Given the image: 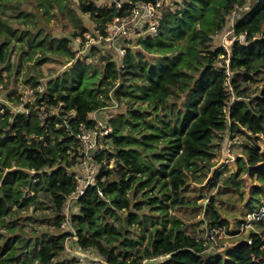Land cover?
I'll return each mask as SVG.
<instances>
[{"label": "trees", "instance_id": "1", "mask_svg": "<svg viewBox=\"0 0 264 264\" xmlns=\"http://www.w3.org/2000/svg\"><path fill=\"white\" fill-rule=\"evenodd\" d=\"M12 1L0 0V94L5 91L8 102L22 104L21 94L19 100L14 97L21 77L36 101L16 113L0 102V264H57L53 261L68 234L60 231L62 209L76 187L69 151L78 146L81 126H94L89 115L113 102L125 111L110 117L111 147L97 157L103 163V196L89 187L72 215L80 244L113 264H142L165 255L163 262L152 264H264V217L254 220L234 247L207 252L212 242L186 232L171 213L196 206L206 197L203 191L222 180L218 195L236 191L242 200L247 196L237 227L264 209V85L251 91L264 80V0L237 21L236 35L245 40L234 43L229 67L214 37L247 0H173L156 36L140 37L135 44L140 48L129 47L121 64L104 53L102 68L79 59L72 39L50 34L42 22L67 18L77 30L72 38L85 40L89 28L81 16L88 15L104 34L106 25L128 14L134 3L157 0H128L120 9L102 7L100 0H78V11L69 0H35V12L22 10V0ZM13 21L25 27H12ZM98 51L90 47L91 54ZM58 58L71 62L70 67L44 77L40 66ZM42 107L49 110L44 122ZM227 132L242 138L245 154L237 157L233 175L223 179L226 170L212 167L216 141ZM45 202L53 213L49 225L58 231L23 239L17 232L24 229L22 212ZM217 202L210 196L202 207L208 229L220 225L230 235L239 234L229 230L230 220Z\"/></svg>", "mask_w": 264, "mask_h": 264}, {"label": "built area", "instance_id": "2", "mask_svg": "<svg viewBox=\"0 0 264 264\" xmlns=\"http://www.w3.org/2000/svg\"><path fill=\"white\" fill-rule=\"evenodd\" d=\"M128 3V0H115L113 4L105 6L116 5V7L120 9ZM172 5L173 2L170 4L166 0H157L155 3H134L128 9V14L117 16L106 25L104 34H100L96 28L98 35L93 38V44L104 43V45H101L104 53L121 64L126 50L132 47L133 43L135 45L140 37L147 35L156 36L158 34L163 12ZM102 7H104V5H102ZM237 11L238 10H235L230 14L224 30L214 37L221 39L220 46L224 48L227 54L220 58L221 60L224 59L227 67H229L230 64V56L234 43L237 41L244 42L245 40L244 35H236L235 32V25L242 16L238 14ZM87 35L88 33L85 34V36ZM76 52L77 57L86 62L87 59H82V56H78V51ZM227 74L230 76L231 72L228 70ZM226 85L227 89L232 94V100H234V92L230 79H228ZM103 113L106 112L102 110L93 112L89 115V118L94 121V126L89 129L85 125H82L80 133L77 135L78 146L69 151L70 157L75 159V164L72 168H69V173L74 176L76 187L67 197L66 203L62 209L63 220L60 225V231L68 233L64 239V249L62 253L68 256L69 264H113L96 249L92 247L84 248L80 244L79 236L72 223V215L78 213L80 210L77 205L78 199L85 194V191L89 187H97L98 194L103 196L102 189L99 186V176L103 163L97 161V157L104 151L110 149L111 140L108 138V135L113 131L111 125L108 124L111 116L105 114L106 117H103ZM39 117L42 122L46 119L44 113H40ZM65 118H67V116H65ZM229 147H232V145H229ZM223 151H226V161L230 162L237 159L235 158L237 156L233 154L232 150L229 151L224 148ZM112 161L115 162V160ZM112 161H110V167H113ZM107 163L108 161H104V164ZM256 178L257 177H255V179ZM263 217L264 209H261L259 213L249 214L245 227L246 225L250 227L254 220L262 219ZM227 233L225 226L217 225L210 230L208 229V236L203 240L205 242L211 241L213 244L217 241V237ZM248 242L252 243L251 240ZM167 256L168 255L143 259L142 264L149 262L155 263L154 261L159 260L163 262Z\"/></svg>", "mask_w": 264, "mask_h": 264}, {"label": "rangeland", "instance_id": "3", "mask_svg": "<svg viewBox=\"0 0 264 264\" xmlns=\"http://www.w3.org/2000/svg\"><path fill=\"white\" fill-rule=\"evenodd\" d=\"M20 0L12 1L13 4L15 2H18ZM115 0H100L98 2L99 5H111L114 3ZM117 1V0H116ZM168 3H172L173 0H166ZM257 0H247L246 4L243 7H240L237 11L238 14L244 15V13L252 7ZM69 7L72 9H75L78 11V0H69L68 3ZM21 9L27 12H35V0H22L21 3ZM55 13V12H54ZM11 14V12H7L6 15ZM8 17V16H7ZM83 24L85 27L89 28L88 37L85 36V40L83 38H72L73 33H77V30L73 27L72 23L67 18H61L59 15L54 16L48 23L42 22L45 26L46 31H48L50 34L56 36V37H69L72 39V48L75 51H78V56H82V59L86 60V63H93L98 68H102V62H101V55L104 54V50L101 45H104V43H96L93 44V38H95L96 35H98V32L96 31V25L92 22L90 17L88 15L81 16ZM12 27L17 28H24L25 26L22 24L17 23L16 21L11 22ZM220 38H214V44L220 46L221 44ZM95 45L99 49L98 52H95L91 54L90 52V46ZM133 49H139L140 47L135 46L134 43L132 44ZM107 55V54H106ZM88 57V58H87ZM13 59H16V55H12ZM224 60V59H222ZM88 61V62H87ZM223 62H221L222 64ZM226 63V62H225ZM71 62L68 63L66 59L58 58L56 62H47L40 66L38 70H41L44 77H56L58 74H61L64 70H66L68 67H70ZM24 71L21 72V75ZM4 75H7L6 72H4ZM21 81V77L19 78ZM45 80L42 79V81ZM19 81L20 85L16 87L18 94L15 95V99L19 100V95L21 94L22 97L20 99V102H23L22 104L18 105L13 102H8L6 100V92L3 91L0 94V102H4L7 104L10 109L13 112H20L24 111V107L27 103H35L36 101V95L33 94V91L25 88L23 84ZM228 81V80H227ZM264 85V80L253 84L251 87V91H257L256 87H260ZM2 87V86H1ZM0 87V88H1ZM46 107H42L41 111L45 114L47 113ZM51 111V109H50ZM125 111L124 106H120L117 102H113L110 107L107 109H104L103 117H106L105 114L109 116H115L119 113H122ZM50 113V112H48ZM53 113V111H52ZM221 139V140H220ZM217 139L216 141V151L217 155L216 158L213 159V162L216 163L214 167H212V170L214 169H220L222 171L226 170L223 174V179L229 176H232L236 171V165L235 161H226L225 155L226 151L229 150L233 152L234 155L237 157H240L245 154L244 148H243V141L242 138L237 134H232L230 132H227L222 138ZM229 145H232V147H229ZM232 154V155H233ZM235 157V158H237ZM114 161H112V166H114ZM251 183L249 181L247 184L243 183L242 187L244 190H246L247 186ZM224 187V181H220L219 186H217L214 189H206L204 190L205 198H201L197 201L196 206H189L187 208H180L175 210L174 212H171L172 214H175L182 222L183 227L186 232L196 236L200 237L202 239H205L208 236V217L204 214V208L210 198V196H217L218 202L217 207L221 210V214L228 218L230 220L229 224V230L230 231H237L239 230V234L233 236L230 235L229 232L227 234H221L219 237H217V241L213 243L207 250V252H217V251H223L227 247H234L236 244H238L243 238L247 237L248 229L250 228L248 225L237 227L236 226V220L237 218H241V210L243 206V202L247 199V196H245V200H242L240 198V195L233 191L232 193H228L226 195H218V190L223 189ZM192 197V196H191ZM47 203V202H45ZM48 203L44 204V206H39L38 209L35 207H31L28 211L22 212L23 220L21 221V225H24V229L17 230L20 237L23 239H34L36 237H39L42 233L46 231H54L57 232L53 226L49 225V223L52 222L53 213L51 210H49ZM124 217V216H123ZM248 216L246 217L247 220ZM119 224L118 222H115ZM244 227V228H243ZM136 228L132 227V231H135ZM134 233V232H133ZM136 235V234H134ZM208 242V241H207ZM22 257H24L22 255ZM68 256L64 253H61L60 257L58 259H55L53 262L57 264H69ZM155 263L161 262L154 261ZM153 262H149L146 264H152Z\"/></svg>", "mask_w": 264, "mask_h": 264}]
</instances>
